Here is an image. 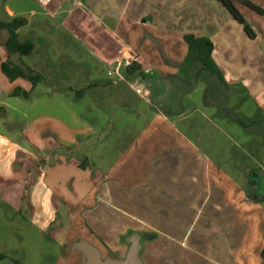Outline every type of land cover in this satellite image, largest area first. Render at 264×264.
<instances>
[{
    "label": "crops",
    "instance_id": "obj_1",
    "mask_svg": "<svg viewBox=\"0 0 264 264\" xmlns=\"http://www.w3.org/2000/svg\"><path fill=\"white\" fill-rule=\"evenodd\" d=\"M249 1L264 10V0ZM234 4L254 31L253 38L218 0H0V20L6 22L14 17H26L28 24L17 31L18 40L34 43L29 54L23 57L12 54L10 59L14 62L22 59L25 64L36 66L44 51H91L96 67L101 65L107 70L114 67L113 75L108 72L117 77L112 86L122 87L123 91L111 95L118 99L122 109L134 112L135 100L140 99L138 106L143 107L151 120L146 128L153 124L150 129L145 128L141 137L131 134L129 127L124 132L127 133L124 139L115 143L116 146L105 147L106 156L115 162L110 168L115 169L95 186L90 203L79 217L60 215L56 210L49 211L47 216L36 215L39 193H45L40 192L39 163H35L36 156L28 155L24 143L14 140L6 123L8 109L19 114L23 106L22 97L10 93L28 80H10L2 72L1 64L9 59L5 47L8 33L2 31L0 264H30L25 259L38 260L41 243L43 247L47 246L44 250L52 253L57 263L84 264L87 255L72 247L73 243H87L103 250L104 234L97 232L92 220L100 218V224L106 221V235H116L118 239L126 230L136 231L139 212L151 211L155 196L163 197V212L204 213L193 226L194 236L200 238V243L222 245L220 249L227 250L231 256L232 262L228 264H251L250 261L258 259L261 248L254 246L253 235L248 243L244 242L249 228L258 227L259 231L254 229L256 238L260 239L264 234L263 203L253 202L254 198L243 192L240 184L218 166L214 141L202 144L193 140L184 130L181 132L180 121L173 122L171 118L174 115L182 120L197 117L199 126L203 127L201 133L223 134L219 125L240 120L247 130L251 127L252 131H259L264 143V14L236 1ZM186 34L208 37L213 42L212 57L222 73L223 83L205 70L197 59L189 58L183 40ZM104 45L110 52H121L126 58L123 65L118 67L99 55L105 50ZM126 61L138 62L143 75H127ZM200 79L213 87L209 91L210 98L206 102L190 104L189 112L188 108L182 110L177 105L179 97L189 100L191 92L199 89ZM86 83L90 84L89 81ZM103 84L110 85L111 82L104 81ZM240 97L246 102L242 104L243 108L249 105L250 97L255 100L257 110H244L245 116L235 118L229 109L230 105H238ZM159 107L163 108V113ZM263 165L257 182L264 181ZM238 166L243 167L244 162ZM123 195L127 196L125 204L133 208L135 217L120 214ZM92 210L96 211L95 215L88 218L86 214ZM58 217L61 219L59 225L52 227ZM121 227H125L124 230H120ZM5 243H11L6 250L2 246ZM259 264H264V259Z\"/></svg>",
    "mask_w": 264,
    "mask_h": 264
},
{
    "label": "rangeland",
    "instance_id": "obj_2",
    "mask_svg": "<svg viewBox=\"0 0 264 264\" xmlns=\"http://www.w3.org/2000/svg\"><path fill=\"white\" fill-rule=\"evenodd\" d=\"M77 10L75 8V11ZM105 38L110 43V39ZM104 47L105 50L99 52V55L116 65L121 59L120 63L123 65L126 58L121 52H110L106 45ZM60 52L62 53L44 51L39 55L37 65H32L34 67L26 63L31 70L44 77L43 81L34 87L29 81H24L23 85L15 87L29 92V97L21 96L23 106L19 109V114L15 110L8 109L6 122L14 140L24 143L29 151V154L25 153V156L28 154L30 157H37L35 163L36 161L39 163L40 192L45 191V193H39L38 198L36 215L41 217L47 216L51 210L58 211L60 215L72 214L79 217V213L84 211L85 206L90 203V195L95 193V186L103 178L107 179L111 171L115 169L110 168L115 162L112 163V157L106 156L105 147L111 149L109 145L116 146L115 143L124 139V132L129 127L131 134L143 136L141 133L151 121L148 114L145 115L143 107L138 106L141 104L140 99L135 100L137 107L134 112H131L128 109H122L118 99L111 95L123 91L122 87L112 86L117 77L108 75V72L110 71L113 75L114 67L111 66L108 70L101 65L96 67L95 56L91 51L86 52L84 49L82 52L70 50ZM80 78L85 82L81 84ZM88 81L90 84L86 83ZM104 81L111 84L105 85ZM205 81L200 79L199 89L191 92L189 100L187 97L182 99L180 96L179 104L176 103L178 107L186 110L192 103L206 102L210 98L209 91H212L213 87ZM169 93L171 97L172 92L169 91ZM179 95L180 93L177 97ZM241 98L236 103L237 106L230 105V109L228 108L230 115L235 118L242 117V114L245 116L247 110H257L254 99L248 97L249 105L243 108L242 104L246 102ZM158 109H161L163 113V108ZM189 111L191 109L188 108L187 112ZM174 116L171 117L172 121H180L178 124L181 132L184 130L185 134L193 140L200 141L202 144L209 140L214 141L216 144L213 151L218 158V166L225 169L233 180L240 184L243 192H248L249 197L254 198L253 202L255 200V203L262 202L264 206V194L260 192V188H264V183L257 182L262 175L260 166L264 164V143L261 133L257 130L252 131L251 127L249 131L242 123L235 121L219 125L225 135L210 131H207L208 134L201 133L203 127L199 126L197 117L182 120ZM242 119L246 120V118ZM194 121H197L196 124ZM237 156L240 159H236ZM29 160L32 159L29 158ZM242 162L244 166L239 167L238 165ZM246 168L247 171H245ZM122 199L124 203H121L120 214L135 217L133 208L125 204L127 196L123 195ZM152 200L151 211L139 212V221H135L137 227L134 230L136 231H127L126 228V231L120 234L119 242L116 235L113 237L106 235V221L105 224H100V218L97 221H91L97 232L104 234L101 240L103 250L97 249L103 262L127 260L131 252L136 254L142 264H228L232 262L229 252L220 249L222 245L213 244L215 245L213 247L212 244L200 243L198 241L200 238H195L193 226L197 225V221L202 219L204 213H167L163 212V197L155 196ZM95 212L92 210L89 212L91 214L86 215L89 218L92 214L94 216ZM124 228L121 227L120 230ZM254 229L259 231L258 227L249 228L244 243H248L253 235L252 242H255V247L261 248V252L258 251V259L250 263L259 264L264 259V234L262 233L260 239L256 238ZM8 244L11 243L2 245L5 250ZM79 245V243H73L72 247L80 249ZM44 248L48 249L41 243V254L38 260L25 259V261L30 264L32 262L34 264L63 263H57L54 255L46 253ZM85 257L87 261V256Z\"/></svg>",
    "mask_w": 264,
    "mask_h": 264
},
{
    "label": "trees",
    "instance_id": "obj_3",
    "mask_svg": "<svg viewBox=\"0 0 264 264\" xmlns=\"http://www.w3.org/2000/svg\"><path fill=\"white\" fill-rule=\"evenodd\" d=\"M218 1L229 11L233 19L243 26L247 35L253 38L255 36L254 31L252 30L250 24L239 13L237 8L235 7L234 1L258 14H264V10L249 0ZM27 24L28 19L23 16L14 17L6 22L0 20V33L2 31H6L8 33L7 40L5 41V47L9 53V59L1 64V70L8 77V79L14 80L16 78H24L31 82L34 87L38 83L42 82L44 77L31 70L24 62H22V59H20V61L18 62H14L12 59H10V55L12 54L23 57L29 54L34 48L33 42L28 41L25 43H21L18 40L17 31ZM183 40L188 47L189 58L193 57L197 59L202 64L205 70L215 75L217 79L223 83L224 80L222 73L218 66L215 64L212 57L214 50L213 42L208 37H200L193 34L184 35ZM125 73L127 75H134L137 73L143 75V72L141 71V65L136 61H133L128 66H126ZM10 95L29 97V92L21 88H15L10 93ZM238 122L242 123V121L240 120ZM261 190L262 189L260 188V192H262ZM262 193L264 194V192Z\"/></svg>",
    "mask_w": 264,
    "mask_h": 264
},
{
    "label": "water",
    "instance_id": "obj_4",
    "mask_svg": "<svg viewBox=\"0 0 264 264\" xmlns=\"http://www.w3.org/2000/svg\"><path fill=\"white\" fill-rule=\"evenodd\" d=\"M60 220L61 219L58 217L52 224V227H57L60 223ZM79 247L87 255V261L84 264H142L134 252H131L128 259L124 261L103 262L99 257L98 250L94 246L87 243H82L79 245Z\"/></svg>",
    "mask_w": 264,
    "mask_h": 264
},
{
    "label": "built area",
    "instance_id": "obj_5",
    "mask_svg": "<svg viewBox=\"0 0 264 264\" xmlns=\"http://www.w3.org/2000/svg\"><path fill=\"white\" fill-rule=\"evenodd\" d=\"M121 61H119V63H118V67H119V65H121V63H120ZM130 64V62L129 61H126V65H129Z\"/></svg>",
    "mask_w": 264,
    "mask_h": 264
},
{
    "label": "flooded vegetation",
    "instance_id": "obj_6",
    "mask_svg": "<svg viewBox=\"0 0 264 264\" xmlns=\"http://www.w3.org/2000/svg\"><path fill=\"white\" fill-rule=\"evenodd\" d=\"M261 182H262V183H264V181H263V180H262V181H260V183H261ZM261 189H262L261 191H262V192H264V188H262V187H261Z\"/></svg>",
    "mask_w": 264,
    "mask_h": 264
}]
</instances>
